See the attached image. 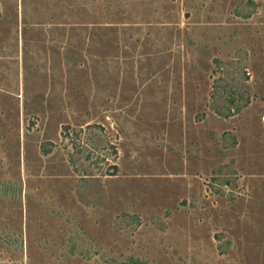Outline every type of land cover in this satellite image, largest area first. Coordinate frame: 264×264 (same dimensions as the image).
<instances>
[{
    "label": "rangeland",
    "instance_id": "1",
    "mask_svg": "<svg viewBox=\"0 0 264 264\" xmlns=\"http://www.w3.org/2000/svg\"><path fill=\"white\" fill-rule=\"evenodd\" d=\"M0 264H264V0H0Z\"/></svg>",
    "mask_w": 264,
    "mask_h": 264
}]
</instances>
